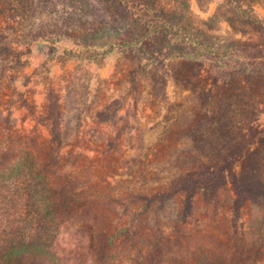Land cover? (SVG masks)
Listing matches in <instances>:
<instances>
[{
  "label": "rangeland",
  "instance_id": "1",
  "mask_svg": "<svg viewBox=\"0 0 264 264\" xmlns=\"http://www.w3.org/2000/svg\"><path fill=\"white\" fill-rule=\"evenodd\" d=\"M0 264H264V0H0Z\"/></svg>",
  "mask_w": 264,
  "mask_h": 264
}]
</instances>
